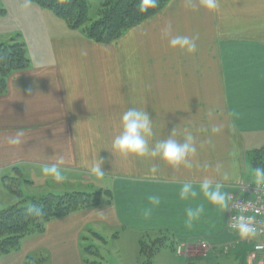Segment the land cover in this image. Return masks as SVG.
I'll use <instances>...</instances> for the list:
<instances>
[{"label": "crops", "instance_id": "crops-1", "mask_svg": "<svg viewBox=\"0 0 264 264\" xmlns=\"http://www.w3.org/2000/svg\"><path fill=\"white\" fill-rule=\"evenodd\" d=\"M167 25L172 35L198 37L196 52L169 48L162 36ZM50 26L41 40L48 44L40 43L39 63L31 65L27 56L29 67L10 73L0 95V183L5 185L3 177L21 179L29 169L42 174L43 165L63 157L62 171L72 186L76 181L111 183L105 189L110 192L109 220L125 234L167 232L173 247H164L178 255L182 247L197 248L203 242L207 246L201 258L264 264L262 256L250 262L252 245L237 241L227 226L231 202L252 174L247 152L264 142V0H219L215 11L199 0L191 7L185 0H168L110 44H97L58 23ZM131 107L149 112L154 131L150 144L168 139L173 130L172 138L181 141L190 132L197 147L192 167L173 168L159 157L113 152L121 117ZM213 127L221 130L213 133ZM17 133H23L22 143L9 145V137ZM99 158L104 160L102 177L81 166L82 160ZM152 166L157 168L155 180L146 179ZM222 173L232 178L222 181ZM204 176L223 183L230 197L227 209L213 206L202 194L192 201L179 198L181 182L198 185ZM154 194L161 203L144 218L141 209L151 207L147 198ZM197 204L205 211L189 229L184 210ZM79 231L72 230V236ZM73 253L79 252L70 248Z\"/></svg>", "mask_w": 264, "mask_h": 264}, {"label": "rangeland", "instance_id": "rangeland-1", "mask_svg": "<svg viewBox=\"0 0 264 264\" xmlns=\"http://www.w3.org/2000/svg\"><path fill=\"white\" fill-rule=\"evenodd\" d=\"M102 1L104 0H86L89 22L98 18V10ZM34 6L38 7L31 0H0V9L3 10L0 12V42L7 43L13 39L23 43L31 65L39 63L37 60L41 58L39 56L40 43L48 44L41 40L45 41V36L50 34L51 24L53 28L57 23L69 28L49 9H45L46 15L44 16ZM262 146L264 142L258 147ZM39 170L36 173L35 170L33 172V169H29L21 179L18 175L10 177L12 179L7 183L16 186L18 193L10 191L6 185L0 183V208L19 200H21V205H26L30 197L46 193L103 191L109 189L111 184L106 180L82 181L83 183L73 180L77 184L72 186L67 178L64 182L57 183L49 176L38 174ZM248 171L252 173L250 167ZM26 179H32L34 183L28 185L25 183ZM108 200L103 195L94 207L81 210L80 213L63 217V219H50L51 221L45 222L42 230L37 231L38 233L25 235L18 249L12 250L9 256L0 257V264H23V262L25 264L27 258H31L35 264H85V260H95L101 264H141L139 256L141 237L125 234L120 226L111 224ZM44 229H46L45 233L39 234ZM72 230L80 231L76 236L75 234L72 236ZM149 235V238H144L147 242H150L149 239L154 240L158 234ZM90 245L97 249V255L83 254V248ZM67 248H69L68 253H66ZM70 248L78 250L80 253L77 254L78 257L74 253L70 254ZM201 249H203L201 245L197 248L185 246L181 248V254L178 255L176 251L163 247L150 258V264H227L224 258L217 261L201 258L199 255ZM193 253L199 256H189ZM23 256L25 257L22 258Z\"/></svg>", "mask_w": 264, "mask_h": 264}, {"label": "trees", "instance_id": "trees-1", "mask_svg": "<svg viewBox=\"0 0 264 264\" xmlns=\"http://www.w3.org/2000/svg\"><path fill=\"white\" fill-rule=\"evenodd\" d=\"M168 0H158L156 8L145 13L138 11L139 0H104L98 10V18L89 22L86 0H31L37 6L49 9L57 18L66 23L72 30L80 32L97 44L115 42L124 31L133 28L148 17L158 12ZM3 10L0 9V12ZM29 67L23 43L15 40L0 42V95L6 91V78L15 71ZM251 171L257 166H264V146L247 152ZM7 179V180H6ZM3 182L10 191L18 193L16 186ZM109 197L108 190L84 192L72 191L46 193L30 197L26 205L21 200L0 208V256L19 247L21 239L27 234L42 230L45 222L52 218L67 215L76 210L94 207L102 196ZM42 211L41 216L34 214V209ZM100 238L97 234H94ZM145 233L139 239V256L141 264H150V258L164 246L173 247V238L167 232H160L154 240L147 242ZM84 254L95 256L97 249L90 245L83 248ZM25 264H35L27 258ZM85 264H101L99 261L85 260Z\"/></svg>", "mask_w": 264, "mask_h": 264}, {"label": "clouds", "instance_id": "clouds-1", "mask_svg": "<svg viewBox=\"0 0 264 264\" xmlns=\"http://www.w3.org/2000/svg\"><path fill=\"white\" fill-rule=\"evenodd\" d=\"M192 3L193 0H185L186 7H191ZM199 4L208 11H215L219 7V0H199ZM157 5L158 0H139L138 11L145 13L150 8H156ZM162 36L167 39L168 46L171 49H179L188 54H194L197 50L198 37L172 35L170 25L162 29ZM120 125V133L112 141L111 147L113 152L121 155H131L141 159L145 157L152 159L159 157L173 168H179L180 166L186 168L192 167L191 161L196 156L197 147L194 143V137L190 132L185 134L181 141L172 138L174 135L173 130V133L170 134L168 139L157 140L154 144H150L154 136L152 119L146 109L138 107L128 108L121 117ZM220 130L219 127L212 128L213 133H217ZM22 136L23 133H17L15 136L9 137V145H20L22 143ZM64 163L63 157H60L55 163L43 165L41 167V173L51 177L57 183L64 182L66 176L61 167ZM103 164L104 160L101 158L91 163L86 160H82L81 162V166L88 168L89 172L96 177H102L104 175V171L102 170ZM156 173V166H152L146 179L155 180ZM252 176L256 185H264V166L255 167L252 171ZM231 178L227 173L221 174L222 181H228ZM223 186L221 181H214L208 176H204L198 185L195 181L186 180L181 182L179 198L183 201H192L196 200L202 194L210 204L220 210H225L228 207L230 197L222 190ZM147 199L151 207L141 209V214L144 218H149L153 208L158 207L161 203L160 197L155 194L148 196ZM204 211L205 206L203 204L185 208V226L191 229L193 223L201 218ZM243 211L244 209H241V212ZM34 214L41 216L42 211L38 208L34 209ZM233 221L230 227L242 239L255 237L256 228L254 227L252 217L239 215L233 217Z\"/></svg>", "mask_w": 264, "mask_h": 264}, {"label": "built area", "instance_id": "built-area-1", "mask_svg": "<svg viewBox=\"0 0 264 264\" xmlns=\"http://www.w3.org/2000/svg\"><path fill=\"white\" fill-rule=\"evenodd\" d=\"M241 209H244V211L241 212ZM239 215L253 218V224L256 228L255 237L242 239L237 232L231 229L230 225L234 222L233 217ZM227 226L229 231L237 238V241L248 242L252 245L249 253L251 262L257 261L259 256L264 259V185H256L253 176L246 178L232 200ZM200 245L203 249L207 246L203 242Z\"/></svg>", "mask_w": 264, "mask_h": 264}]
</instances>
